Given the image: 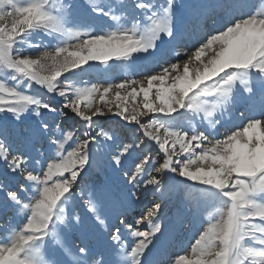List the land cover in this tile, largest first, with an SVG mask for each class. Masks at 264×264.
Listing matches in <instances>:
<instances>
[{"label":"snow or ice","instance_id":"1","mask_svg":"<svg viewBox=\"0 0 264 264\" xmlns=\"http://www.w3.org/2000/svg\"><path fill=\"white\" fill-rule=\"evenodd\" d=\"M194 7L206 30L185 44L178 0H0V264H264V0ZM41 33L55 43H33ZM147 58L157 70L142 80L73 79L90 62ZM68 112L81 138L56 122ZM106 114L122 135L93 127ZM169 173L200 186L190 228L212 210L180 253L158 240L162 204L141 200L163 198Z\"/></svg>","mask_w":264,"mask_h":264},{"label":"rangeland","instance_id":"2","mask_svg":"<svg viewBox=\"0 0 264 264\" xmlns=\"http://www.w3.org/2000/svg\"><path fill=\"white\" fill-rule=\"evenodd\" d=\"M66 2L83 3V0H66ZM178 2L182 5L181 12L185 16L184 23L187 29V37L184 40V43H195L196 38L202 35L206 29L203 21H200L199 23L197 22L196 16L200 10L194 6L201 4L210 5L213 3V0H178ZM207 12L208 14H211V8H208ZM210 26L211 22L209 21L208 27ZM32 42H41L43 44L55 43L51 37H48L43 33L34 36L32 38ZM25 47L28 48L27 43L25 44ZM33 55H36L35 51H33ZM90 63L93 65L91 68H88L86 65L85 67L88 69L87 71L79 72V70H77L78 75L73 77V79L81 82V86H90L92 84H103L106 86L107 83H119L123 79L142 80L145 75L154 73L157 70L151 58L141 59L135 62L128 60H113L109 62L110 66L102 65L98 62ZM31 91L33 93L43 95V90L40 89L39 86H33ZM46 98L58 109L63 110V105L61 103L62 98L58 96H48ZM238 108L239 102L237 104V109ZM45 116L50 123L53 121V114L45 113ZM30 119L31 117L29 116V120ZM55 119L57 123L62 125L65 131H74L77 138L82 137L84 122L74 114L68 112L67 116L55 117ZM94 119V128L96 125H99L104 127L106 130L116 131L118 135H122L125 131V128L123 127L125 122L113 114H106L103 117H96ZM176 119L183 127H190L192 124L189 114L184 116L176 114ZM0 123H7V120L3 119V114H0ZM229 127H231V123L229 122L226 114L223 125L218 129L219 134L222 135L225 133ZM162 131L163 130H161V132ZM209 131H212V129H209ZM134 134L139 135L140 133L129 126L127 128V135L132 137ZM149 147L154 149L152 152V159L157 162H162L163 153L159 151L158 147H154L152 144H150ZM93 151L95 152V146H93ZM47 155L48 153H45V159L42 160V163L46 161ZM135 155L136 154L133 153V157L129 158L126 162V166L132 167V159H134ZM156 166H159V164L157 163ZM37 167L39 169V166ZM91 174L93 177L100 176L103 178L102 170L98 168L92 169ZM168 176L170 177V187L163 198L159 197L158 194L153 195L151 192H146L141 197V200L143 201V204H148L149 206L152 201L162 204L160 220L163 224L165 232L163 236L158 237V240L163 244L169 253H180L189 250L190 243L193 242V237L197 229L203 230L201 227V221L203 222V227L207 226L208 211L212 210L209 209L208 211L203 212L202 215L200 213H196L195 227L190 228L188 220L191 218V213L193 212V209L196 208L197 204L201 203L200 186L190 181H183L182 178L172 173H169ZM136 192L137 195H140L138 190H136ZM142 206V204L138 203L135 206L133 214L138 213ZM181 220L183 221V226H180L179 224Z\"/></svg>","mask_w":264,"mask_h":264}]
</instances>
